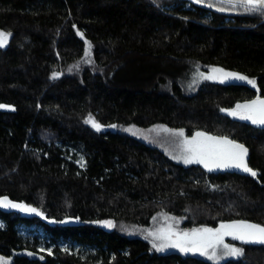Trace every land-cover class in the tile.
<instances>
[{
    "label": "trees",
    "instance_id": "1",
    "mask_svg": "<svg viewBox=\"0 0 264 264\" xmlns=\"http://www.w3.org/2000/svg\"><path fill=\"white\" fill-rule=\"evenodd\" d=\"M197 1L215 11L185 0H0V31L11 33L0 48V264H264L261 243L234 240L242 253L214 263L141 237L159 213L183 230L264 226V125L230 114L264 99V10ZM190 62L256 87L203 81L190 93L151 71ZM129 126L227 137L256 176L181 165L120 131ZM21 227L42 228L52 252Z\"/></svg>",
    "mask_w": 264,
    "mask_h": 264
},
{
    "label": "rangeland",
    "instance_id": "2",
    "mask_svg": "<svg viewBox=\"0 0 264 264\" xmlns=\"http://www.w3.org/2000/svg\"><path fill=\"white\" fill-rule=\"evenodd\" d=\"M8 41H9V37L6 39L5 46H7ZM196 65L193 62L192 63L190 62L189 65L186 64L184 66L170 64V63H162L152 66L151 71L154 73H163L172 78H177L190 93L195 90L197 84L203 81H214L219 83H228V82L236 81V79H234L233 77L226 76L225 73H230V72H227L222 68L219 67L201 68L198 65L197 66ZM215 69H222L223 71L222 72L214 71ZM242 112H243L242 109H236L237 114L235 115L232 114V116L236 119H241L240 114ZM241 120L252 123L250 120L247 119H241ZM92 121L93 120L90 121V124L93 126ZM99 130L115 131L116 127L115 126L108 127L101 125V128ZM120 131L125 134H128L131 137L137 138L147 143L148 145L157 147L165 154H167L176 163H179L184 166L198 165L205 169H208L204 166L203 163L187 162V160L190 158L192 154L187 151L185 147V141L190 140L194 135L190 136L187 135L185 132H183V134H180L179 130H172L165 126H154L150 128H139L136 126H129L120 129ZM205 139H206L205 137H199V136L196 137L197 141H202ZM222 143H224L226 147L231 148V145H227L226 142H222ZM225 169H233V168H217L215 166L212 167L213 171L225 170ZM20 206L21 207L18 208L22 215L30 216V217L36 216V217H40L44 221H48L45 218V216L35 207L31 205H23V204ZM30 209H36L37 212H32L30 211ZM72 222L73 221L71 220H66L63 223L66 224ZM101 224L103 227L106 228L108 227L107 225L108 223L102 222ZM205 228H197L196 230H200V231H197L195 233L193 232V230H183L179 227V221L176 220L174 217L166 213H159L158 216L154 219L153 226L148 230H142L144 232L143 234H141V237L149 240L152 244L153 249L157 250L160 253L176 251L183 255L199 256L201 258L210 260L214 263H220L224 260L239 256L240 253L234 255L230 252L228 248L224 247L225 244L231 245L230 242L235 240L232 238L231 235H224L222 243L214 245L212 247H207L202 250H186V249H193V245L190 243H186L184 240L181 239L182 237H184L185 233H187L188 237L200 236L203 235L202 230ZM216 229H220L221 232L225 231L224 229H221V226ZM130 230L132 231V233L129 234V236L131 237L139 236L138 234L135 233L134 228H131ZM20 232L25 238L30 237L31 239H33L34 237L37 236L40 241L39 248L44 251L52 252L54 245L48 246L49 240L47 234L42 228L21 227ZM177 241H179V246H177ZM61 247L64 250L66 249L70 251L72 250L75 253L81 251V253L86 254L87 251H90L86 249H80L79 247L76 248L74 247L71 249V245L69 244L68 245L62 244Z\"/></svg>",
    "mask_w": 264,
    "mask_h": 264
},
{
    "label": "snow or ice",
    "instance_id": "3",
    "mask_svg": "<svg viewBox=\"0 0 264 264\" xmlns=\"http://www.w3.org/2000/svg\"><path fill=\"white\" fill-rule=\"evenodd\" d=\"M229 4H241L250 5V10L255 11L257 8L264 10V0H221ZM11 36V33H5L0 31V48L5 46L6 39ZM87 54V53H86ZM214 71L222 72V69H215ZM226 76L233 77L236 80L246 81L252 87H256V81L251 80L246 76H242L238 73H225ZM6 107L0 105V108ZM236 109H242L243 112L240 114L241 119L250 120L252 123L264 125V99L259 96L255 100L248 101L245 104H237ZM236 109L230 110V114H237ZM14 110V109H13ZM88 121H86L87 123ZM93 127L97 130L101 128V125L92 121ZM171 131V130H170ZM180 134H183V130H179ZM205 137V140L197 141L196 137ZM231 145V148L225 146ZM185 147L188 152L192 155L187 160L188 163H203L209 171L212 167L217 168H237L243 169L250 173L253 177L256 176V172L247 166L245 156L247 149L242 144H237L235 141L228 140L227 137H212L206 133L197 132L190 140L185 141ZM5 197L0 200V206L3 205ZM14 207H21L20 205H13ZM32 212H37L36 209H30ZM221 229L225 231L221 232L220 229L205 228L203 229V235L188 237L185 233L181 239L186 243L193 245V249L186 250H202L207 247L220 244L223 241L224 235H231L233 239L240 240L244 243H261L264 244V226L251 224L244 221H233L231 224H222ZM200 230L193 229V232ZM179 246V241H177ZM225 248H228L232 254L242 253L241 248H236L232 245L225 244ZM211 258V257H209Z\"/></svg>",
    "mask_w": 264,
    "mask_h": 264
},
{
    "label": "water",
    "instance_id": "4",
    "mask_svg": "<svg viewBox=\"0 0 264 264\" xmlns=\"http://www.w3.org/2000/svg\"><path fill=\"white\" fill-rule=\"evenodd\" d=\"M185 1L191 2V3L195 4V5H201V6H203L204 8H207V9H209V10L215 11V9H214L213 7H211V6H207V5H204V4H201V3L198 2L197 0H185ZM238 5H241V4H238ZM244 6H247V7H251V8H252V6H250V5H244ZM257 9H259V8H257ZM260 10H261V9H260Z\"/></svg>",
    "mask_w": 264,
    "mask_h": 264
},
{
    "label": "flooded vegetation",
    "instance_id": "5",
    "mask_svg": "<svg viewBox=\"0 0 264 264\" xmlns=\"http://www.w3.org/2000/svg\"><path fill=\"white\" fill-rule=\"evenodd\" d=\"M245 161H246V156H245ZM233 169L239 170V169H237V168H233ZM242 170H243V169H242Z\"/></svg>",
    "mask_w": 264,
    "mask_h": 264
}]
</instances>
